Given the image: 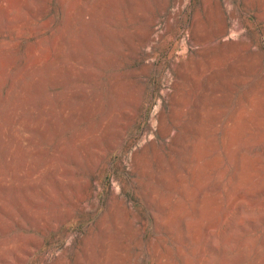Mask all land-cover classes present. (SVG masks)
<instances>
[{
	"label": "rangeland",
	"instance_id": "374dc122",
	"mask_svg": "<svg viewBox=\"0 0 264 264\" xmlns=\"http://www.w3.org/2000/svg\"><path fill=\"white\" fill-rule=\"evenodd\" d=\"M196 14L217 46L188 72ZM82 239V264H264V0H0V264Z\"/></svg>",
	"mask_w": 264,
	"mask_h": 264
},
{
	"label": "bare ground",
	"instance_id": "6f19581e",
	"mask_svg": "<svg viewBox=\"0 0 264 264\" xmlns=\"http://www.w3.org/2000/svg\"><path fill=\"white\" fill-rule=\"evenodd\" d=\"M207 8V7H206ZM207 10V13H208V16L210 15L211 17L210 18H212L213 17V15H220V16H223V18L225 17V13H224V10H223V8H222V5H220L219 3H217L216 4V6H214V7H210V9H206ZM236 11V10H235ZM228 13H229V15L231 16V17H234L235 16V14H234V11H228ZM227 13V14H228ZM230 16H229V18H230ZM173 18V16H170V20ZM235 18V17H234ZM214 19H215V17H214ZM240 19V18H239ZM227 22V21H226ZM236 22V21H235ZM217 23V22H216ZM185 24V23H184ZM231 24H233V23H231ZM238 24V23H237ZM211 25V24H210ZM235 25V24H234ZM183 26V25H182ZM212 26V25H211ZM210 27V26H209ZM225 26H222L221 27V29H220V31L222 30V28H224ZM227 27H228V25H227ZM236 27V26H235ZM228 29V28H227ZM169 30V29H168ZM235 30V29H234ZM236 31V30H235ZM211 32V31H210ZM143 33V32H142ZM172 33V32H171ZM229 33H230V31H229ZM234 32H232V34H233ZM190 34H191V38L190 39H192V41H193V43H194V46H195V49H194V51L193 52H191L190 54H189V56H188V61H187V63L183 66L184 68L185 67H187L188 69H187V71L189 72L190 71V69H191V65H192V63L194 62V61H197V60H199V59H197V57L200 55V54H205L206 55V53L207 54H209V53H213L214 51H215V49H216V46H217V43H210V42H207V43H204L203 42V36H204V34H203V31H202V29H201V27H200V25H199V21H198V15L196 14V16H195V21L194 22H192V24H191V28H190ZM172 35V34H171ZM214 35V34H213ZM216 35V34H215ZM211 36V35H210ZM209 36V37H210ZM218 36V35H217ZM142 38H141V42H140V44H139V47H138V51H139V53H142V54H144L143 52H141V48H143L145 45H149V46H152V42H154L156 39H151V37H150V32H145V33H143V35L141 36ZM158 37V36H157ZM174 37V36H173ZM208 37V38H209ZM214 37V36H213ZM159 38V37H158ZM212 38V37H211ZM222 38V37H221ZM224 38H225V36H224ZM216 39V38H215ZM220 39V38H219ZM258 39H259V37H258ZM244 41H245V39H243ZM242 40V41H243ZM172 41V40H171ZM219 41V40H218ZM240 41V40H239ZM242 41H240L241 43H242ZM212 42V41H211ZM222 42V41H221ZM227 43V42H226ZM229 43V42H228ZM240 43V44H241ZM145 44V45H144ZM222 44H224V43H222ZM232 44V43H231ZM243 44V46H245L247 49L249 48L250 49V47H251V44L250 43H248V44H244V43H242ZM219 46V45H218ZM223 46V45H222ZM227 46H229V47H231L230 46V44L229 45H227ZM221 47V46H220ZM166 48V47H165ZM238 48V47H237ZM218 49H219V47H218ZM146 53V52H145ZM214 53H216V52H214ZM213 53V54H214ZM147 54V53H146ZM134 59H137V57H139L138 55H136V54H133V56H132ZM141 60V59H140ZM151 63V62H150ZM145 64V63H140V65H139V67H140V69H138L137 71H138V76L140 75V73H142L143 71H145L146 69H149V68H152L153 66L151 65V64ZM182 68V67H181ZM171 69L173 70V72H176L178 69H179V67L176 65V64H174V63H171ZM132 74H133V72H132ZM164 81V80H163ZM173 88H175V83H174V85H173ZM122 91V90H121ZM178 93V92H177ZM177 93L176 92H174V93H172V94H170V111L172 110V104H173V102H177V97H178V95H177ZM256 98V97H255ZM127 99V98H126ZM130 99V98H129ZM180 99V98H179ZM119 100H120V98H119ZM131 100V99H130ZM182 102V101H181ZM257 103V102H256ZM255 103V104H256ZM140 106H141V100L139 99V97L137 98V100L136 99H134V103L132 104V103H130L129 104V107L126 109V111H125V115L127 116V118L128 119H133V118H135V116L136 115H138V113H139V108H140ZM251 107V106H250ZM255 107V106H254ZM261 108V107H260ZM250 113V112H249ZM239 115V114H238ZM248 116H249V114H248ZM245 117V116H244ZM235 119V118H234ZM242 120V119H241ZM234 125V124H233ZM227 126V125H226ZM236 129V128H235ZM238 129H240V128H238ZM226 130V129H225ZM228 132H229V135L232 137L233 135H235L234 134V132H235V130H234V128H233V126L231 125V126H229L228 127V130H227ZM237 131V130H236ZM239 132V131H238ZM157 141L156 142H152L150 145L153 147V149H159L160 147H162L167 141H166V139L167 138H171V140L175 143L176 141H177V139H178V134H174V133H172L171 132V129H170V127L167 125V123L166 122H163L162 120H161V118L159 117V119H158V125H157ZM184 133V132H183ZM226 136V135H225ZM228 136V135H227ZM123 144V143H122ZM121 145V144H120ZM166 147V146H165ZM146 148H148V147H146ZM101 151V150H100ZM121 152V151H120ZM103 154V153H102ZM145 155V153H143V152H140V153H134L133 155H132V158H131V165H132V172H134V170H136L137 169V166H138V163H139V161H141V159L140 158H142V156H144ZM148 157V156H147ZM145 159V158H144ZM99 161V160H98ZM146 163V162H145ZM105 164V163H104ZM97 165V164H96ZM99 167V166H98ZM144 167V166H143ZM146 167V166H145ZM147 168V167H146ZM244 168V167H243ZM142 169V168H141ZM245 172V171H244ZM244 172H243V174H244ZM145 173V172H144ZM246 174V173H245ZM148 175V174H147ZM139 176V175H138ZM143 176V175H142ZM241 176H242V174H241ZM16 177V176H15ZM150 177V176H149ZM152 177H154V176H152ZM243 177H245V175L243 176ZM141 178V177H140ZM238 178V177H237ZM246 178V177H245ZM128 180V179H127ZM240 180H241V178H240ZM243 181V180H242ZM240 182V181H239ZM90 181H86L85 182V186H86V188L88 189L89 187H90ZM96 183V182H95ZM95 185V184H94ZM93 188V187H92ZM185 188V187H184ZM91 190V189H90ZM89 190V191H90ZM149 190V189H148ZM148 190H146L147 192H148ZM92 191H93V189H92ZM184 191V190H183ZM187 191V190H186ZM190 192V191H189ZM96 193V192H95ZM92 194V193H91ZM99 194V193H98ZM103 194V193H102ZM143 195V194H142ZM153 195H155V194H153ZM188 195V194H187ZM78 196V195H77ZM98 196V195H97ZM153 197V196H152ZM187 198H188V196H186ZM82 198H84L83 196H82ZM95 198H96V196H95ZM91 199V198H90ZM154 199V198H153ZM205 199V198H204ZM203 198H202V201L204 200ZM80 200H81V198H80ZM82 201V200H81ZM83 201H84V199H83ZM89 201V200H88ZM88 201H85V202H88ZM92 201V200H91ZM85 202L81 205L80 204V208L81 209H84L85 207H87L88 205L87 204H85ZM90 202V201H89ZM80 203H82V202H80ZM147 203L150 205V203H151V201L148 199V201H147ZM205 203V202H204ZM203 203V204H204ZM147 205V204H146ZM94 205L92 204L91 206H90V208H92ZM109 206H110V210H109V212L110 211H112V209H114V208H121L122 210H124L125 212H127V213H134V214H136L137 212L132 208V206L130 205V204H128L127 203V201L123 198V197H118L116 194H114V193H111L110 194V204H109ZM200 206V205H199ZM179 209H180V206H179ZM71 212V211H70ZM95 212V211H94ZM169 212V211H168ZM202 212H203V210H202ZM92 213V212H91ZM170 213V212H169ZM168 214V213H167ZM89 215V214H88ZM139 215V214H138ZM35 218V217H34ZM65 219V218H64ZM94 220V219H93ZM78 221V220H77ZM99 222H101V221H99ZM167 223V222H166ZM174 223H172V225H173ZM187 224H188V222H187ZM193 224V223H192ZM164 225V224H163ZM186 225V224H185ZM190 225V224H189ZM156 226V225H155ZM167 226V225H166ZM188 226V225H187ZM192 228V227H191ZM195 228V227H194ZM168 229H169V226H168ZM187 229V228H186ZM197 229V228H196ZM188 230V229H187ZM194 230V229H193ZM171 231V230H170ZM195 232H197V230L195 231ZM188 233V232H187ZM194 233V232H193ZM198 233H199V231H198ZM182 237H183V234L181 235ZM218 236V235H217ZM194 237V236H193ZM220 238V237H219ZM195 240H197V239H195ZM27 241V240H26ZM198 241V240H197ZM196 241V242H197ZM21 242V241H20ZM23 242V241H22ZM73 242V241H72ZM32 243V242H31ZM40 241H37L35 244L37 245V247H39L40 246ZM192 243V242H191ZM73 244V243H72ZM193 244V243H192ZM196 244V243H195ZM90 247V246H89ZM88 247V248H89ZM24 248V247H23ZM158 249V248H157ZM72 250V252H71V258H69L68 256H67V250H65L64 251V253L62 254V256H61V259H63V260H66V263H69L70 262V260L72 259L73 260V262H74V264H82L83 263V256H87L86 255V243H85V240H81L80 242H79V244L78 245H76V248H74V249H71ZM198 250V249H197ZM195 251V250H194ZM193 251V252H194ZM193 252H192V254H193ZM161 253V252H160ZM43 255V254H42ZM161 255V254H160ZM186 255V254H185ZM163 256V255H162ZM187 256V255H186ZM189 256H190V254H189ZM42 257V256H41ZM195 257V256H194ZM155 258H156V256H155ZM196 258V257H195ZM158 259V258H157ZM44 261V260H43ZM48 262V261H47ZM44 263V262H43ZM158 263H159V261H158ZM170 263V262H169ZM186 263V262H185Z\"/></svg>",
	"mask_w": 264,
	"mask_h": 264
}]
</instances>
